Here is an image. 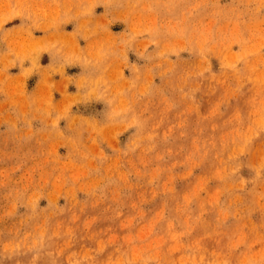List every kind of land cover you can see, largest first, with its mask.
Instances as JSON below:
<instances>
[{
	"label": "rangeland",
	"instance_id": "1",
	"mask_svg": "<svg viewBox=\"0 0 264 264\" xmlns=\"http://www.w3.org/2000/svg\"><path fill=\"white\" fill-rule=\"evenodd\" d=\"M0 264H264V0H0Z\"/></svg>",
	"mask_w": 264,
	"mask_h": 264
}]
</instances>
